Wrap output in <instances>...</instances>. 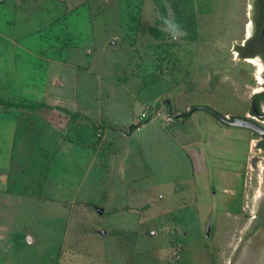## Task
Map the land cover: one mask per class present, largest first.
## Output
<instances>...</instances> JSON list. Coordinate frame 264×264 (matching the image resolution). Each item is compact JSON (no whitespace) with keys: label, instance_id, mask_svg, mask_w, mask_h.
Segmentation results:
<instances>
[{"label":"rangeland","instance_id":"rangeland-1","mask_svg":"<svg viewBox=\"0 0 264 264\" xmlns=\"http://www.w3.org/2000/svg\"><path fill=\"white\" fill-rule=\"evenodd\" d=\"M80 1L66 14V33L73 47L83 50L81 60L97 61L105 77L101 88L90 77L86 93L81 82L77 101L86 102L89 109L97 107L98 112L102 109L104 118L113 121L140 115L146 104L169 91L171 83L165 79L145 82L154 76L155 66L174 81L202 76L207 82L208 68L195 62L206 61L204 57L213 51L210 46L221 38L227 42L240 37L244 12L250 11L246 10L249 0H194L195 40L183 41V31L171 30L174 16L169 10L166 25L158 26L167 31L166 37L157 39L150 33L151 38H146L144 33L143 42L150 39L152 45L140 52L129 44L138 34L134 29L155 26L159 12L154 0ZM46 18L43 13L32 14V28L44 26ZM49 35L43 27L31 39ZM223 49L222 56L232 55L231 48H217ZM144 50L152 51L156 63L135 57ZM246 66L254 75L255 68ZM226 68L223 72L234 78V70ZM253 75L242 87L249 96L253 88L264 85L260 74ZM229 99L222 113L245 116L251 96ZM1 110L0 264H264V171L260 183L258 171L248 163L249 152L247 186L235 210L241 194L232 195L224 188L240 191L243 179L235 180L212 164L193 179L178 147L152 127L129 138L114 134L117 151L108 158L107 144L97 156L92 153L89 146H95L100 136L86 121H72L55 109L28 112L27 118L17 121L21 112H7L5 117ZM200 113L215 119L209 111ZM230 127L232 133L246 134L247 140L257 136L250 128ZM123 129L129 134L127 123ZM154 131L160 136L153 138ZM36 135L39 140L34 144ZM80 135L88 136L91 144L85 147L78 142L70 151H59L49 175L42 176L45 170L35 157L39 145L52 141L51 146L57 147L55 137L61 143L65 137ZM240 147H246L243 140ZM244 156L242 151L241 163Z\"/></svg>","mask_w":264,"mask_h":264},{"label":"crops","instance_id":"crops-1","mask_svg":"<svg viewBox=\"0 0 264 264\" xmlns=\"http://www.w3.org/2000/svg\"><path fill=\"white\" fill-rule=\"evenodd\" d=\"M74 1L75 3L73 4ZM80 2V0H0V97L23 104L34 101L45 102L51 106L67 109L72 113H79L80 116L72 121L79 123L86 121V123L90 124V130L100 136H96L97 144L95 146L91 144L90 138L84 135L65 137L61 143L55 137V144L58 143L57 147L51 146V144H54L52 141L47 142V145H39L36 152L37 156L35 155V157L40 160L41 168L45 170L42 176L49 175L57 153L65 148L68 151L72 150L74 148L71 146L72 144L79 142L83 146L88 147V143H90L91 146L89 147L96 156L102 150L100 149L102 145L107 144L111 149L109 158L117 151L114 147V134H120V138H129V136L136 135L137 132L152 127L162 134V139L178 147V151L184 160L185 171L193 179H195V174L201 175L207 172L211 168L209 164H212L213 167L221 168L224 174L228 173L235 180L241 177L243 179L242 187L236 185L240 191L236 188H224L227 193L232 195L241 194L239 196V204L234 206L236 210L241 205L246 190L245 187L249 176L247 154L255 136L247 140L246 134L242 135L240 130L232 133L233 129L230 127L232 125L221 121L215 113H212L215 119L200 113L207 110L198 109L192 111L188 116L180 115L189 111L192 106H207L222 115H230L228 112L222 113V106H226L229 103V98L233 96L249 100L251 95L249 96L245 92L237 90L238 88L247 87V82L244 79L233 78L228 73L226 74V72H223L226 71L223 68L217 74V78L214 81L212 80L211 88L206 91L210 81L208 79L209 76L206 79L207 82L203 81L202 76L198 80L194 78L190 81L187 77H181L174 81L162 74L158 66H155L152 72H154V76L157 74L158 77L152 76L150 81L146 79L145 82L165 79L171 83V87L164 94L166 96L162 94L156 97L152 104L146 105H155L162 101L167 109L177 113L179 119L168 127H162L155 120L139 123V115L127 116L124 120L119 117L115 118L114 121L104 118L102 109H99L98 112L97 107H90L91 109H89L87 104H85L86 102L77 101L81 82L83 84L81 86L86 93L90 77L96 79L97 87L99 88H101L102 80L105 77L97 61L93 60L95 61L94 64H92L93 61L86 64L84 60H81L83 50H77L73 47L70 37L67 36L66 14L72 10L73 6L79 5ZM37 12L47 16V23L34 29L32 28L31 15ZM149 26L151 27L152 25ZM149 26L144 29L140 25L136 28L137 30L134 29L138 34L134 35L135 38L130 41V44L128 43L130 47L138 48L141 52V49L152 45L150 39H147L145 41L147 44H145L143 42L145 39L142 38L144 33H146V38L147 35L151 38L150 35L152 34H150ZM43 27L49 30L48 39L32 40L31 34L40 31ZM244 28L243 25L240 28L242 31L240 37L231 38L227 42L221 38V40L216 41V45L212 46L218 49L231 48L233 43L238 42V38L240 40L243 37ZM86 51L88 52L89 49H86ZM140 52L135 56L139 60L142 61V58L149 57L153 64L156 63V59L151 55L152 51L147 53L144 50L145 54L143 53V55ZM222 52L225 54L223 49L222 51L217 50L214 55L205 56L206 61L204 62L226 63L227 57L226 55L222 56ZM114 63L117 64L118 60ZM214 70L216 71V69ZM131 72L135 74L137 69H132ZM222 72L225 75L219 78L218 75ZM174 90L175 93H172ZM210 98L216 101H209ZM247 107L248 109L245 113L250 109L249 104ZM0 108L5 110H1V116L5 117L7 112L17 110L21 112L17 121L27 118L29 116L28 112H38L39 109H55L64 112L57 108L41 106L24 108L0 104ZM124 123H127L128 126L129 134L127 135L124 131L125 129H123ZM133 125L135 127L131 129ZM96 126L97 128H95ZM156 131L153 133V138L160 136ZM38 140L39 136L36 135L33 137L32 143L36 144ZM148 140H151V138H145V141L148 142ZM242 140L244 145H246L244 149L240 147ZM242 151L245 155L244 163H241V158L239 157ZM237 184H239V181Z\"/></svg>","mask_w":264,"mask_h":264},{"label":"flooded vegetation","instance_id":"flooded-vegetation-1","mask_svg":"<svg viewBox=\"0 0 264 264\" xmlns=\"http://www.w3.org/2000/svg\"><path fill=\"white\" fill-rule=\"evenodd\" d=\"M250 5L249 9L246 8L247 11H249L247 14L244 12V21H243V37L236 43H233L231 45V56L227 57L226 63L223 64H216V63H205L204 61H197L195 62V65L202 64L204 67L208 68V76H209V84L207 86L206 91L211 88L212 80L214 81L217 78V74L223 69V67L226 68L228 72H231V70H234V76L240 79H248L253 74H250V71L247 68V64H251L255 68L254 78H257V75L260 74L261 77L264 78V19L261 15V8L260 5H264V0H249ZM245 11V9H244ZM249 20V23L246 25V21ZM183 35V34H182ZM181 39L184 41V39L181 36ZM212 47L213 51L211 55H214L217 53V48L214 46ZM258 62V65L261 68V71L258 69V65H255L252 61ZM193 62V63H194ZM224 68V69H225ZM216 69V71L214 70ZM214 70V71H213ZM237 75V76H236ZM258 84L262 83V81H258ZM264 89V85H262ZM261 88V87H260ZM260 89L253 88V92L251 95V100L249 103L250 109L248 111H251V108L253 107V104L257 105V108L259 107V104L256 103L254 99V95L263 91ZM241 92L244 93L243 88L241 89ZM207 107V106H206ZM256 216H254L255 218Z\"/></svg>","mask_w":264,"mask_h":264},{"label":"trees","instance_id":"trees-1","mask_svg":"<svg viewBox=\"0 0 264 264\" xmlns=\"http://www.w3.org/2000/svg\"><path fill=\"white\" fill-rule=\"evenodd\" d=\"M156 8L159 12V17L156 19L155 26H151L149 29L151 33L154 35L157 39H164L167 35V31L160 29L159 25H166V18L168 16L169 10L172 11L174 19L172 22V28L171 30H181L183 31L182 38L184 40H195L197 37V30H196V17L195 13H193L192 7L194 0H154ZM166 2L169 4V6L166 4ZM260 12L262 15V18L264 19V5H260ZM254 99L257 104H259L261 101H264V89L263 91L257 93L254 95ZM0 104L4 106H18V107H29L33 108L36 106L46 107V108H57L60 110H63L67 115L70 116L72 120L76 119L80 116L79 113H72L68 111L67 109H64L62 107H55L51 106L45 102H38L34 101L32 103L23 104V103H15L13 101L3 99L0 97ZM203 109L207 110L211 113H215L212 109L206 107V106H192L189 111L186 113L181 114L180 116H188L190 113L194 110ZM216 114V113H215ZM135 126H131V129ZM97 128V126L95 127ZM264 144V143H263Z\"/></svg>","mask_w":264,"mask_h":264},{"label":"built area","instance_id":"built-area-1","mask_svg":"<svg viewBox=\"0 0 264 264\" xmlns=\"http://www.w3.org/2000/svg\"><path fill=\"white\" fill-rule=\"evenodd\" d=\"M262 89L263 87L261 86L260 90ZM224 116L227 119L233 118L231 115H224ZM178 117L179 116L177 115L176 112L167 109L165 104L162 101H160L158 104L145 106L138 117V121L139 123H141L148 120H155L162 127H168L172 123H174ZM245 117L257 123L261 127H264V101L260 103L257 113L247 111L245 113ZM263 143H264V136L257 134V136L251 142L249 154H248V163L250 165V168L252 171L254 170L258 171V175L260 176V181H259L260 183H261V175L264 171ZM258 190H260V186L258 187ZM259 195L261 196V193Z\"/></svg>","mask_w":264,"mask_h":264},{"label":"water","instance_id":"water-1","mask_svg":"<svg viewBox=\"0 0 264 264\" xmlns=\"http://www.w3.org/2000/svg\"><path fill=\"white\" fill-rule=\"evenodd\" d=\"M214 112L220 118V120L223 121L224 123H227V124L232 125V126L247 127V128L254 130L257 134L264 136V127H261L260 125L253 122L250 119H247L245 116H243V117L242 116H236V117H233L232 119H227V118H225L224 115L217 113L216 111H214ZM251 112H253V113L258 112V108H257L256 104H253V107L251 108Z\"/></svg>","mask_w":264,"mask_h":264},{"label":"bare ground","instance_id":"bare-ground-1","mask_svg":"<svg viewBox=\"0 0 264 264\" xmlns=\"http://www.w3.org/2000/svg\"><path fill=\"white\" fill-rule=\"evenodd\" d=\"M259 262V261H258Z\"/></svg>","mask_w":264,"mask_h":264}]
</instances>
